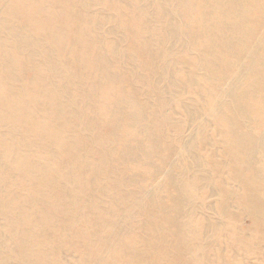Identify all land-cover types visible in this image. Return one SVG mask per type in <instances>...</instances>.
Returning a JSON list of instances; mask_svg holds the SVG:
<instances>
[{
	"label": "bare ground",
	"instance_id": "6f19581e",
	"mask_svg": "<svg viewBox=\"0 0 264 264\" xmlns=\"http://www.w3.org/2000/svg\"><path fill=\"white\" fill-rule=\"evenodd\" d=\"M0 264H264V0H0Z\"/></svg>",
	"mask_w": 264,
	"mask_h": 264
},
{
	"label": "rangeland",
	"instance_id": "374dc122",
	"mask_svg": "<svg viewBox=\"0 0 264 264\" xmlns=\"http://www.w3.org/2000/svg\"><path fill=\"white\" fill-rule=\"evenodd\" d=\"M250 221L249 220H246V223H249Z\"/></svg>",
	"mask_w": 264,
	"mask_h": 264
}]
</instances>
